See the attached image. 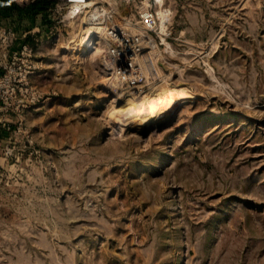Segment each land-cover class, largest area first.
Masks as SVG:
<instances>
[{
	"label": "rangeland",
	"instance_id": "1",
	"mask_svg": "<svg viewBox=\"0 0 264 264\" xmlns=\"http://www.w3.org/2000/svg\"><path fill=\"white\" fill-rule=\"evenodd\" d=\"M100 1L141 46L125 57L143 94L193 97L138 134L101 84L119 52L68 50L79 17L55 2L0 21L33 31L37 63L0 137V264H264V0ZM160 6L164 32L143 18Z\"/></svg>",
	"mask_w": 264,
	"mask_h": 264
},
{
	"label": "bare ground",
	"instance_id": "2",
	"mask_svg": "<svg viewBox=\"0 0 264 264\" xmlns=\"http://www.w3.org/2000/svg\"><path fill=\"white\" fill-rule=\"evenodd\" d=\"M99 2H101V1L100 0H85L84 3H75L66 10V12H65L66 18L73 19L75 17H79L80 29H82L81 36L79 37V39H77V43L72 45L71 47H69L68 50H71L74 53H76V52L81 53V54H79V56L76 55V58L78 59V61H80L82 59V56H83L82 53L83 54L87 53L86 56L93 58L96 55V53H98V51L102 50V52H103V49H105V48H106L105 50L107 51V54L110 51H111L110 53H113V51L119 52L120 56H119V54L118 55L116 54L118 60L112 59L113 61L109 60L111 58L110 56L112 54L109 56L106 54L102 55L104 57V58L102 57V59H104V60H101V63H102V61H103V63L105 62L104 64L108 68V69L107 68L106 69L112 70V71L114 70V68H116V69H115L114 73L111 72L112 75L108 74L105 71L106 74L104 76V79H103L102 83H101V81H100V83L103 84L104 86L105 85L106 86L111 85L112 87L113 86H115V87L119 86L121 88L119 92L116 91L117 97L114 101V102H116V101L119 102V104L121 106L120 107L118 106L119 108H117V106H116V113L115 112H113V113L116 114V115L115 114L114 115L117 118L121 119L122 122L120 121V123H123L127 127H129V130H132V131L134 130L138 134H142L146 129V127L144 128L143 126L148 125L151 122H154L156 120H157V122H159L161 124L167 118L169 119L172 112H174L173 110L178 105H181L180 103H182L183 101L188 100L189 98H192L193 94L188 89H185L184 87L167 85L164 89H162L159 92H157V90L154 89V90H151L149 93L144 95L143 93L146 91V86L144 85L145 83L140 82V80H134L133 81V79L130 78L131 77L130 72L132 73V71H134V70L130 66L131 62H129L128 58L125 57L127 52L133 50L136 53V50H138L141 46L139 47V45H137V44L132 45V41L130 40L131 38L127 37V35L125 33H123L124 31H121L122 33L117 32L118 30L116 31L115 29L120 27V26H119V24H117V22H115L113 20V18L111 16H107L108 22H104L102 20V16H103L102 12L98 11L95 8V5ZM159 2L161 4L162 0H159ZM105 11L106 10L104 9V12ZM105 13H108V11ZM169 15H170V10H168L162 6H160L159 8L156 9V12L154 13V18H157L156 25H157L158 29L160 30V32L165 31L166 22L169 19ZM110 17L113 21L110 20ZM118 29L120 30V28H118ZM162 39L167 43V49L172 51L171 44L163 37V35H162ZM149 48L151 49L148 52L150 54L151 53L154 54L155 50L159 51L157 49V45L154 44L153 41L150 42ZM144 50L145 49H143V50L141 49V51H144ZM134 55H133V57H135ZM127 56H128V54H127ZM153 56H155V55H153ZM96 58H97V56H96ZM146 58H144V59H146ZM133 59H135V58H133ZM152 59H154V57H152ZM156 59H158V58H156ZM134 61H132L133 64L135 63ZM143 63L145 64L144 61L142 62V64ZM104 64H101V65H104ZM133 64H131V65L133 66ZM138 64H139V61H138ZM145 66H147V65L145 64ZM154 66H155V64H154ZM100 67H102V66H100ZM137 67L135 69H137ZM96 69H98V67ZM137 71H142V70L137 69ZM154 73H156V72H154ZM100 74H101V71H100ZM145 77H147V76H145ZM150 78H151V74H150ZM152 78L157 80V78H154V77H152ZM147 79H148V77H147ZM147 82H148V80H147ZM110 116H111V114H110ZM115 116H111V117H115ZM111 121H112V119H111ZM116 122L117 121H115V123ZM116 125L117 124H115V126ZM158 127H160V126H158ZM154 130H156V129H154ZM137 137H140V136H137Z\"/></svg>",
	"mask_w": 264,
	"mask_h": 264
},
{
	"label": "built area",
	"instance_id": "3",
	"mask_svg": "<svg viewBox=\"0 0 264 264\" xmlns=\"http://www.w3.org/2000/svg\"><path fill=\"white\" fill-rule=\"evenodd\" d=\"M17 8L27 9L38 2H45L44 9L52 10L54 4L57 13L65 14L66 10L75 3H84L85 0H12ZM144 21L151 25L156 22L154 14L144 13ZM33 31H20L15 24L0 23V125L10 130L12 115L21 117L30 108L25 99L29 90V79L34 73L35 49L28 42Z\"/></svg>",
	"mask_w": 264,
	"mask_h": 264
},
{
	"label": "crops",
	"instance_id": "4",
	"mask_svg": "<svg viewBox=\"0 0 264 264\" xmlns=\"http://www.w3.org/2000/svg\"><path fill=\"white\" fill-rule=\"evenodd\" d=\"M0 4L5 5L2 6L0 13V21L4 22L7 20L15 19L17 16H20L19 8L12 2V0H0ZM7 7V9L5 8ZM6 134V130L2 128L0 125V137H4Z\"/></svg>",
	"mask_w": 264,
	"mask_h": 264
},
{
	"label": "trees",
	"instance_id": "5",
	"mask_svg": "<svg viewBox=\"0 0 264 264\" xmlns=\"http://www.w3.org/2000/svg\"><path fill=\"white\" fill-rule=\"evenodd\" d=\"M45 5H46L45 2H38V3H36L35 5H33L31 7V10H33V8H35L36 10H38V9H44Z\"/></svg>",
	"mask_w": 264,
	"mask_h": 264
}]
</instances>
